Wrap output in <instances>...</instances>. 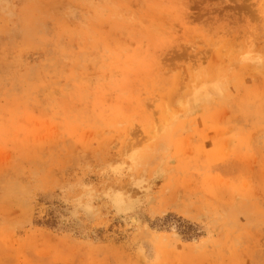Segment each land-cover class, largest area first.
<instances>
[{"label": "rangeland", "instance_id": "1", "mask_svg": "<svg viewBox=\"0 0 264 264\" xmlns=\"http://www.w3.org/2000/svg\"><path fill=\"white\" fill-rule=\"evenodd\" d=\"M0 264H264V0H0Z\"/></svg>", "mask_w": 264, "mask_h": 264}]
</instances>
